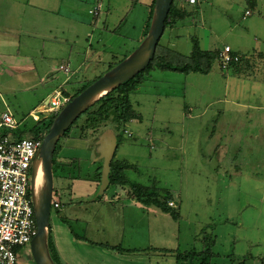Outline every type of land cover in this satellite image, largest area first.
<instances>
[{
  "label": "rangeland",
  "instance_id": "1",
  "mask_svg": "<svg viewBox=\"0 0 264 264\" xmlns=\"http://www.w3.org/2000/svg\"><path fill=\"white\" fill-rule=\"evenodd\" d=\"M119 1L118 9L114 0L56 1L53 8L61 12L55 18L67 23L72 20L57 15L73 18L83 28L63 31L46 29L43 20L35 19L50 17L38 9L47 2L0 0L1 34L9 33V40L17 35L21 43L16 48L38 65L44 54L56 66L68 64L69 57L74 73L60 71L46 82L34 77L26 83L5 71L0 120L10 110L22 124V135L32 137L38 119L54 116L33 112L55 88L64 86L72 98L134 54L147 38L151 0ZM101 3L97 18L92 10ZM178 6L191 15L165 30L160 52L188 58L199 42L205 51L229 45L245 58L264 53V0L256 6L246 0H200L196 6L181 1ZM45 32L63 42L54 46ZM223 67L216 63L210 75L155 70L130 96L142 120L128 124L134 137L125 135L116 161L134 167L125 175L132 183L171 192L169 204L178 219L156 207L140 208L124 195L117 199L113 189L121 194V186L112 185L101 195L93 183L99 157L84 158L82 151L74 158L81 161L74 173L82 179L56 173L62 207L52 209L51 225L58 218L78 243L114 250L124 264H264V65L241 76ZM88 135L87 150L93 155L95 135ZM23 251L19 264H36L29 246Z\"/></svg>",
  "mask_w": 264,
  "mask_h": 264
},
{
  "label": "trees",
  "instance_id": "2",
  "mask_svg": "<svg viewBox=\"0 0 264 264\" xmlns=\"http://www.w3.org/2000/svg\"><path fill=\"white\" fill-rule=\"evenodd\" d=\"M156 1L157 0H153L151 6L145 37H147L152 25ZM246 1L249 3V5L256 6L260 0ZM178 2L181 1L175 0V2L173 3L172 9L166 22L165 30H168V28L170 27H176L179 22L186 21L191 15L188 11L181 9L178 6ZM220 58L221 51H205L202 49L199 42H195L192 55L188 58H185L183 55L179 54L176 51L170 50L167 52L165 51L164 53L160 52L159 43L156 56L151 65L145 71L137 75L134 79L116 88L108 95L100 99L97 103H95L73 124V126L68 130L63 139L70 138L74 130H79L82 133V137L87 140L90 139L88 133L92 132L95 135V137H92L95 138L93 140V146L94 148L98 149L97 142L99 140V137L108 129H113L118 137V143L120 146L125 138V135L131 133L127 131L128 124L133 121L142 120V116L135 110L130 96L150 78L153 71L161 70L163 72H174L184 75H190L193 73L210 75L211 73H213V69L216 63H220L221 65ZM232 59L233 60L229 64L228 69L234 68L237 65L239 66V64L243 61L249 60L246 59L245 56H238L235 53H232ZM222 69L225 70L224 68ZM86 89L87 87L84 90ZM65 94L67 96H70L69 93ZM79 94L73 96L72 99ZM57 115L58 114H54L51 119L40 121L34 127L32 135L37 137L44 133L47 134L50 131ZM128 137L133 138L134 135H128ZM60 143L58 145L54 159L55 176L58 172L59 175L66 179H82L80 175L78 177L75 176V174L77 175L78 173H74L75 169H79L80 171L81 161L74 160L77 162L73 164V160H63L60 157L62 151V146H60ZM97 155H99L98 152ZM96 166L98 167L96 169L97 173L94 177V181L99 184L100 188L102 182L103 161L96 163ZM133 168L134 167L127 162L116 161L115 156V159L111 165V173L109 176L110 184L108 186V189L112 185L121 186L122 188L128 189L130 198L137 200L144 206L156 207L162 212L170 214L173 218L178 219L179 214L175 212L174 208H172L169 204L174 200L172 193L167 190L160 189L157 186H144L141 184L132 183L130 180H128V178H126L125 175L128 170H132ZM50 249L55 262L59 264L57 253L53 245L52 235H50Z\"/></svg>",
  "mask_w": 264,
  "mask_h": 264
},
{
  "label": "water",
  "instance_id": "3",
  "mask_svg": "<svg viewBox=\"0 0 264 264\" xmlns=\"http://www.w3.org/2000/svg\"><path fill=\"white\" fill-rule=\"evenodd\" d=\"M175 0H157L154 17L147 38L137 51L98 79L86 90L73 98L57 115L46 134L39 157L33 165L31 194L38 225V234L31 245L36 264H56L50 249V229L55 194L54 159L60 141L73 124L95 103L116 88L134 79L145 71L154 60L159 43L165 33L166 22ZM105 95H102L105 93ZM99 160L103 161L102 182L99 193L105 194L110 184L111 165L117 154L119 143L113 129L103 133L97 142ZM43 163L44 187L38 197L36 191L37 165Z\"/></svg>",
  "mask_w": 264,
  "mask_h": 264
},
{
  "label": "built area",
  "instance_id": "4",
  "mask_svg": "<svg viewBox=\"0 0 264 264\" xmlns=\"http://www.w3.org/2000/svg\"><path fill=\"white\" fill-rule=\"evenodd\" d=\"M195 6L200 0H180ZM103 5L98 4L92 13L99 17ZM248 16L252 13L248 12ZM232 48L225 45L221 64L228 69L232 62ZM67 74L69 67H61ZM72 100L64 91L57 90L38 111L41 114H59ZM21 123L10 112L0 120V264H19L23 250L31 245L38 234V225L32 200V170L42 148L46 133L40 136L20 137ZM132 136V133H128ZM61 193L55 190L53 208L61 209Z\"/></svg>",
  "mask_w": 264,
  "mask_h": 264
},
{
  "label": "crops",
  "instance_id": "5",
  "mask_svg": "<svg viewBox=\"0 0 264 264\" xmlns=\"http://www.w3.org/2000/svg\"><path fill=\"white\" fill-rule=\"evenodd\" d=\"M41 1L47 2V6L44 8H38V9L46 10L50 14V17L44 16L42 18L40 16H37V17H35V19L36 20H43L44 21V28L48 29V27H49V29H56V28L62 27L63 31H66V30L68 31L70 29L71 30H73V29L82 30L83 29V28H80L78 25H76L75 20L73 18L68 19L65 16L57 15L58 17L61 18L60 20H66V19L72 20V22H68V23L66 21L59 22L55 18L54 14L61 12V10H60V8H53V7H56L55 6L56 1L61 2V0H41ZM152 3H153V0H151V4ZM113 5H114V7H116V9L121 7L119 0H114ZM124 11H126V10L124 9ZM248 12H250V11H247V13ZM247 13H246V15H247ZM21 30H22V28H21ZM7 34L4 35V33L3 34L0 33V37H2L0 39V76H3L5 74V71L6 72L10 71V72L17 73V76L18 75L21 76L23 81L26 83L27 82L30 83L31 79L33 80L34 77H39V79H41L42 82H46V78L49 77L50 75L61 73L60 72V71H62L61 67L66 66V67H69L71 69L69 57L67 60L68 64L63 63V64H61V66H56V64L51 63V61H49V60L46 61V59H49V57L46 56L48 54H44V58L41 59V62L38 65V61L36 62V60L33 59V57H31L29 55L22 54L20 52V50L16 48V46L21 43V40L18 38V36L14 34L15 39L9 40L8 38L5 37V36H9V33H7ZM45 34L47 35L45 37V39H47V42H51L52 44H54V46H58V44H61L63 42V40L58 41V38L56 37V33L53 35V32H49V33L45 32ZM46 43L43 44L44 47H45ZM8 45L13 46V48H12L13 50H9ZM215 50H217V49H215ZM232 50H233V53L237 54L238 56H243V57L245 56V55H242V54L235 52L233 48H232ZM220 51H222V50L220 49ZM256 54H257V52L255 53V55H253L255 57L247 55L246 59H249V60H245L242 63H240L239 66L237 65L236 67H234L236 69V72H237V73L234 72V74H236L234 76H241L242 74L252 72L253 69L256 70L257 68H261L262 65H264V53H259L257 55ZM258 55L262 56V57H260V59H259ZM30 73H31L32 77L28 76ZM72 74H74V73L72 72V69H71V73L68 75H72ZM69 79H70V77H68V80ZM49 80H50V78H49ZM49 80H48V82H49ZM55 83H56V81L51 83L48 86H52ZM63 87L61 90L64 91V93H70L69 90H67L66 88H63ZM44 88H46V87H44ZM57 89L58 88H55L54 92ZM46 92H47V90H46ZM40 94L42 95V92ZM48 97H49V95H48ZM48 97H46L45 100H47ZM41 106H42V104H40L35 109V111L33 113L36 114V112L41 109ZM40 120L41 119H38L37 122H40ZM134 122H136V121H133L131 123L133 124ZM21 127H22V125H21ZM21 127L19 128L17 134L20 137L28 136V133H24L22 135V133L20 132ZM87 140H85L82 137V133L79 130H74V132L72 133L70 138H68L64 142V147L61 151L60 157L63 160H68V159L74 160V158H76L78 156V154L82 151H84V158H86L85 155L90 156V158L99 157V155H97V152H98L97 148H95L96 153L93 152V155L89 153V151L87 150L88 146H89V142H88L89 140L88 141ZM91 140H93V138H91ZM99 162H101V160H99V158H98L96 163H99ZM93 183H95L97 188L99 189V184L96 181H93ZM113 191H114L113 194L116 196L117 199L122 200L121 197H122V195H124V196H127L129 198V200L132 202V204H136L140 208H147V206H144L143 204H141L137 200L130 198L128 196V194H129L128 189L121 187V194H120V192H116L115 189H113ZM77 195L78 194H76V196ZM109 199L110 198L107 196L106 200L110 201ZM68 216H69V218H71L70 215H68ZM63 223H65V222H63ZM63 223L61 220L56 218L54 225L53 226L51 225V229H50V235H52L53 245H54V248H55L56 253H57L59 264H124V261H123L124 257H121L122 255H119V254L117 255L116 254L117 252H115L114 250L103 249V248H99V247H95V246H89L87 244L82 245L80 242L78 243V241H76L75 235L72 233L70 228L67 227L66 224H63ZM51 224H52V222H51Z\"/></svg>",
  "mask_w": 264,
  "mask_h": 264
},
{
  "label": "bare ground",
  "instance_id": "6",
  "mask_svg": "<svg viewBox=\"0 0 264 264\" xmlns=\"http://www.w3.org/2000/svg\"><path fill=\"white\" fill-rule=\"evenodd\" d=\"M105 94L106 92L103 93L102 95ZM43 187H44V168H43V163L39 162L37 165V181H36V191L38 197L41 195Z\"/></svg>",
  "mask_w": 264,
  "mask_h": 264
}]
</instances>
